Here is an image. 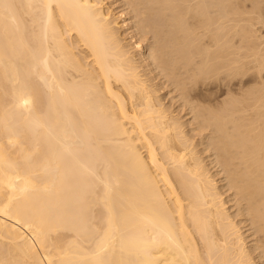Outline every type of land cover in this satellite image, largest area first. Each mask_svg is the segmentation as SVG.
<instances>
[{"label": "bare ground", "instance_id": "1", "mask_svg": "<svg viewBox=\"0 0 264 264\" xmlns=\"http://www.w3.org/2000/svg\"><path fill=\"white\" fill-rule=\"evenodd\" d=\"M120 1L0 0V264H264V0Z\"/></svg>", "mask_w": 264, "mask_h": 264}, {"label": "rangeland", "instance_id": "2", "mask_svg": "<svg viewBox=\"0 0 264 264\" xmlns=\"http://www.w3.org/2000/svg\"><path fill=\"white\" fill-rule=\"evenodd\" d=\"M111 1H112L113 3H112ZM118 1H119V4H118ZM115 2L118 4L117 7H115V6H116V3H115ZM120 2H121L120 0H108V1L106 0V4H109V3L111 4V8H113V12H114V14L118 13V14H116L115 16H117V19H118V17L120 18V19H118V26H120L119 30L121 29L120 32L124 33V34H122V35H124L125 37L127 36V37H126V41L128 40L129 43H130V42L132 43V40L128 39V38H129V34H128V32H129L130 29H129L127 26H125L124 24H121V23L123 22L122 18H123V16H124V14H125V13L127 14V9L124 8L123 5H120V4H122V2H121V3H120ZM114 4H115V5H114ZM120 6H121V7H120ZM114 8H115L116 11H117V10H118V11L115 12ZM118 8H119V9L122 8V9L119 10ZM123 11H124V12H123ZM119 13H120V15H119ZM123 13H124V14H123ZM121 14H122V15H121ZM126 14H125V16L128 17L129 13H128L127 15H126ZM120 16H121V17H120ZM117 19H116V20H117ZM121 21H122V22H121ZM119 22H120V25H119ZM123 23H124V22H123ZM123 25H124V27H123ZM122 27L125 28V29H123ZM124 30H125V31L127 30V31H126V32H127L126 35H125V31H124ZM260 30H261L260 33L263 32V35H264V31H263V30H264V26H261V27H260ZM127 34H128V35H127ZM262 38H264V37H262ZM145 40H146V39H144V41H145ZM144 41L142 40L141 42L144 43ZM146 42H147V41H145V43H146ZM143 43H142V44H143ZM164 92H165V91H163V93H164ZM165 96H167V95H165ZM167 98H168V97H166L165 100H168ZM183 118H184V117H183ZM197 138H198V137H197ZM198 146L200 147V145H197V148H199ZM212 150H213V149H210V150L206 151V153L209 154L208 152H210V155H212V156L215 157V155H214L215 152L213 151V152H214V154H213V153H212ZM203 153H204V156L202 155ZM206 153H205V151H203L202 154H201L202 157H206V156H207ZM210 155H208L206 158H204V161H206L207 163H208V161H207L206 159H208L209 157L212 158V156H210ZM210 158L208 159L209 161H210ZM209 166H210V165H209ZM214 168H215V169H214ZM212 169H213V170H212ZM219 169H220V167H219ZM219 169L216 170V167H212V168H210L211 172L214 173V174L217 173ZM216 171H217V172H216ZM219 172H220V173H217L216 177H215V176H214V177L216 178V181H217V184H218V185L220 184V186H221V185L224 183V184H223V188H221L222 186H221L220 188H221L222 191L224 190L223 197H224L225 199H229V197L231 196V195H229V194H230L232 191H229L230 193L228 192L229 189H227V186L225 185V179H224V176H223V172H222V170H220ZM218 174H220V175H222V176H220V175L218 176ZM218 177L221 178L222 180L218 179ZM218 180H220V182H219ZM221 181H222V182H221ZM223 181H224V182H223ZM230 190H231V189H230ZM225 192H227V193H225ZM227 195H229V197H228ZM231 197H232V196H231ZM230 203H231V204H230ZM229 205H230V206H229ZM231 205H233V201H232V200L229 201V202L227 201L226 206H227V208H229V209H228L229 212H230L231 214H234V213H236V210H235L236 208H235V205H233V206H231ZM228 206H229V207H228ZM230 207H231L232 209H231ZM233 207H234V208H233ZM232 210H233V211H232ZM234 211H235V212H234ZM238 217H239V218H238ZM241 217H242V216H239V215H238L237 217H235V220H238V219H240ZM238 221H240V220H238ZM239 225L242 226L243 223H240ZM241 229H243L242 231L246 230V231L244 232L245 235H247L248 232H250L249 229L247 230L246 227H244V226H242ZM246 233H247V234H246ZM248 238H249V239H248ZM247 239H248V240H247ZM247 239H246L247 243L250 244V243H251V240H250L251 237L248 236ZM248 241H249V242H248ZM255 260L257 261V259H255ZM258 264H259V263H258Z\"/></svg>", "mask_w": 264, "mask_h": 264}]
</instances>
